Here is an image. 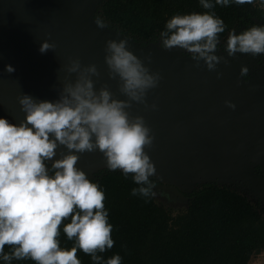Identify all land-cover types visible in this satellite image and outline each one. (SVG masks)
<instances>
[{
  "label": "clouds",
  "instance_id": "1",
  "mask_svg": "<svg viewBox=\"0 0 264 264\" xmlns=\"http://www.w3.org/2000/svg\"><path fill=\"white\" fill-rule=\"evenodd\" d=\"M253 3L264 6V0H199L202 8L210 11L174 14L159 33L160 46L179 48L215 71L218 63L227 64L228 60L217 55L218 34L225 31V24L213 9L216 5ZM95 23L106 27L99 17ZM127 45V39H107L103 57L108 77L118 81L125 99L116 98L106 84L95 87L94 78L101 75L96 63L84 64L79 57H68L62 67L73 75L64 78L57 99L36 100L22 93L17 100L23 119L14 124L0 116V261L4 264L13 259L81 264L78 249L89 254L94 264H122L118 253L106 260L98 255L113 247V225L103 203V190L76 163L78 153L98 149L109 170L119 169L125 177L131 174L137 185L131 195H153L150 177L156 169L145 148L151 147L154 137L144 117L131 115L129 109L133 102L154 109L155 103L149 105L146 96L161 77ZM55 47L54 41L43 39L38 51ZM224 51L228 56L264 54V24L239 33L230 31ZM4 68L9 73L15 70L11 64ZM249 72L248 66H240L243 80ZM216 75L219 78L222 73L216 71ZM225 103L236 107L229 100ZM59 145L69 151L52 159ZM61 225L67 239L75 241L67 249L59 246ZM5 245L10 246L9 252Z\"/></svg>",
  "mask_w": 264,
  "mask_h": 264
},
{
  "label": "water",
  "instance_id": "2",
  "mask_svg": "<svg viewBox=\"0 0 264 264\" xmlns=\"http://www.w3.org/2000/svg\"><path fill=\"white\" fill-rule=\"evenodd\" d=\"M97 2L0 0V116L14 124L23 119L17 100L22 93L36 100L57 99L64 78L73 75L62 67L68 57H79L84 64L96 63L101 75L94 78L95 87L106 84L116 98L125 99L118 81L108 77L103 57L107 39H127L129 49L161 77L146 96L147 103H155L156 107L133 102L129 109L131 115H142L151 129L153 143L145 151L155 168L166 167L170 181L176 184L199 178L216 182L219 177L240 180L254 171V165L264 170L259 141L253 139V132L244 134L249 124L263 117L257 114L262 99L239 79L240 66L231 56H226L227 64L220 62L215 71H210L202 60L160 54L124 34L98 27L92 8L91 16L86 15L90 5ZM43 39L54 41L55 49L39 52ZM5 64L15 70L5 71ZM216 71L222 73L219 78ZM226 100L236 107H228ZM55 151L61 155L69 150L59 145ZM96 151L100 156L95 160L88 155L84 158L89 163L84 171L100 166L92 165L103 160V153ZM180 169L186 175L178 174ZM155 176L163 179L157 173Z\"/></svg>",
  "mask_w": 264,
  "mask_h": 264
},
{
  "label": "trees",
  "instance_id": "3",
  "mask_svg": "<svg viewBox=\"0 0 264 264\" xmlns=\"http://www.w3.org/2000/svg\"><path fill=\"white\" fill-rule=\"evenodd\" d=\"M205 11L210 10L202 8L199 0H98L92 17L103 19L106 28L141 46H150L159 42V33L174 14ZM213 11L225 24V31L218 34V50H224L230 31L239 33L264 24V6L258 3L216 5ZM257 56L264 72V54ZM90 180L103 190V203L113 225V247L98 253L105 260L118 253L122 264H248L252 255L264 250V214L260 203L235 187L216 181L198 183L185 193V210L172 215L155 201L154 194L147 198L131 195V189L137 186L131 174L125 177L119 169L102 167ZM150 180L153 185L159 182L155 175ZM62 227L59 246L67 249L75 241L67 239ZM10 250L5 245V251ZM76 255L81 264H94L82 250L78 249ZM11 264L35 261L13 259Z\"/></svg>",
  "mask_w": 264,
  "mask_h": 264
},
{
  "label": "rangeland",
  "instance_id": "4",
  "mask_svg": "<svg viewBox=\"0 0 264 264\" xmlns=\"http://www.w3.org/2000/svg\"><path fill=\"white\" fill-rule=\"evenodd\" d=\"M95 4L92 3L90 5L87 11L88 13L86 14L88 17L91 16L90 9L91 8L93 9ZM86 15H83L82 17H85ZM149 47H151L153 50L157 51L160 54L165 53L168 56H172L173 54H175L176 56H183L181 49L179 48L164 49L160 46L159 42L155 44H151ZM217 55H223L225 57L226 56L229 57L227 52L224 51L223 49L217 50ZM257 59L258 56L254 57L248 53L245 54L237 53L236 55L231 56V60L234 63H237L239 66L246 65L249 67L250 69L249 76L244 80L239 76V79L241 81H244V83L249 84L252 91L257 95H259L260 99H262L261 101H263V103L260 101L261 104L259 103V105L261 109L257 113L259 116H263V117L258 118L256 121H254V123L249 124L245 128L244 134H246L247 132H253L254 135L253 139L255 138L257 142L259 141L258 146L263 149V151H261L262 153L261 155L264 156V72L261 70L262 64H260ZM85 152L86 154H83ZM85 152L79 155L78 161L76 163V166L83 171L88 169V167L86 166L89 165V163L85 162L86 160L84 158H86V156L88 155V157L93 161L96 158H98L99 155V153H97L96 150L95 152H88V151ZM60 156L61 155L60 154L58 155L56 152V155L52 159H57ZM102 158L103 160L95 161L92 163V165L99 164L100 165L99 167L94 166L92 171L89 170L85 171L89 179L93 176L95 170L102 167H106L105 157L103 156ZM156 166H158V168H155L156 173L159 174V176H161L163 179L158 177L159 182H161V184L153 185V194L155 201L164 205L171 212L172 215H175L176 213L185 210L188 203V198L185 196V193L194 189L195 186L198 185V183L204 182V180L200 181L199 180L200 178L192 182L191 181L183 182V180H181V183L176 184L175 182L170 181L168 172H166L168 170L166 167L162 165L161 166L156 165ZM255 166L256 165H254L253 168L254 171L252 173H247V176L244 177L242 175V179L240 180L238 178H232V177H225V178L219 177L216 178V180L219 183L230 185L231 187L237 188L239 191L245 193L249 198H251L254 201H259L261 209L264 214V175H261L262 177L257 176L255 174L256 172ZM177 172L178 174L180 173L185 174V172L182 169H180L179 171L177 170ZM248 264H264V250L252 255Z\"/></svg>",
  "mask_w": 264,
  "mask_h": 264
},
{
  "label": "flooded vegetation",
  "instance_id": "5",
  "mask_svg": "<svg viewBox=\"0 0 264 264\" xmlns=\"http://www.w3.org/2000/svg\"><path fill=\"white\" fill-rule=\"evenodd\" d=\"M255 174L257 175V176H261V175H264V170H262L261 168H260V166L259 165H256L255 166ZM262 177V176H261ZM260 203V202H259Z\"/></svg>",
  "mask_w": 264,
  "mask_h": 264
}]
</instances>
